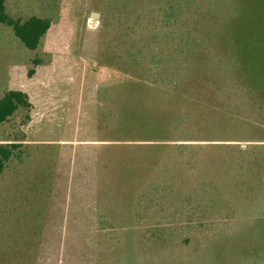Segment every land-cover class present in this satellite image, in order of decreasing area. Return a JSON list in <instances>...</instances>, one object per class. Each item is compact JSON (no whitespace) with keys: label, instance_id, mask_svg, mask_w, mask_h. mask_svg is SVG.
Returning a JSON list of instances; mask_svg holds the SVG:
<instances>
[{"label":"rangeland","instance_id":"374dc122","mask_svg":"<svg viewBox=\"0 0 264 264\" xmlns=\"http://www.w3.org/2000/svg\"><path fill=\"white\" fill-rule=\"evenodd\" d=\"M9 1L13 14L22 15V0ZM95 1L61 0L62 11L53 10L56 16L61 14L60 21L34 53L15 46L8 30L0 26V48L14 45L1 51V56L5 49L11 51L6 52L11 62L6 87L25 91L32 106L31 121L24 128L27 140L59 144L61 153L48 214L43 222L34 221L36 229L33 221H28L32 230L26 235L22 213L18 220L0 213V264H264V147L243 153L232 168L211 175L215 194L222 199L211 219L179 225L152 223L144 226L146 229L121 224L114 225L110 232L100 230L95 198L97 147L119 143L102 142L97 137L95 69L99 51L110 50L126 39L151 40L153 35L160 42L166 29L148 24L165 0H153L151 5L144 2L140 10L126 11L124 24L118 20L120 14L108 13L105 4ZM191 1L189 9L184 8L176 22H172V37L165 43L172 50L180 41L188 45L185 53L180 54L183 59L178 57L186 64L183 75L188 89L192 91L197 86L205 107L223 113L218 118L231 119L213 123L207 130L225 132L222 134L226 136L228 130L221 125L239 124L241 131L257 126L264 139V105L260 101H264V95H255L241 85L239 76L221 88L195 82L201 75L209 78L210 72L224 79L225 74L215 69H219L221 61L233 63L231 54L239 39H264V0ZM92 12L100 17L91 18ZM189 45L193 46L190 50ZM170 55V60L175 59L174 51ZM35 57L43 63L28 77L27 70L34 67L31 61ZM206 63L213 67V72L203 73L202 65ZM215 89L224 91L214 95ZM208 92L212 93L209 97ZM257 97L260 104L254 105ZM223 140L226 139L176 143L239 144L242 148L253 143ZM168 153L163 150L156 157L171 156ZM228 153L206 148L197 156L220 158L228 157ZM195 180L198 191L202 190V176L199 174Z\"/></svg>","mask_w":264,"mask_h":264},{"label":"trees","instance_id":"16d2710c","mask_svg":"<svg viewBox=\"0 0 264 264\" xmlns=\"http://www.w3.org/2000/svg\"><path fill=\"white\" fill-rule=\"evenodd\" d=\"M190 1L165 0L157 8L155 17L152 16L148 24L166 29L160 42L153 35L151 40L144 38L132 42L126 39L125 43L115 44L110 50L99 51L95 69L97 137L102 142L119 143H104L97 147L95 198L100 230L110 232L114 225L121 224L144 228L152 223L179 225L211 219L217 214L218 203L222 202L215 194L211 175L232 168L243 153L264 147V143H254L264 141L257 126L251 131L250 128L241 131L239 124L221 125L228 130L226 136L222 134L225 132L207 130L213 123L231 122V119L218 118V114L223 113L205 107L199 99L197 86L194 85L192 91L188 89L183 75L186 64L178 59H183L180 54L185 53L188 45L180 41L172 50V46L165 43L172 37L169 32L173 30L172 22H176L184 8L189 9ZM9 2L0 0V26L8 30L15 46L27 53L37 52L54 24L60 21L61 14L56 16L53 10L62 11L61 0H22V15L13 14ZM95 2L105 4L108 13L120 14V24L125 22L126 11L140 10L144 2L154 3L153 0ZM11 45L0 48V213L16 220L22 213V226H26L25 233L29 235L32 224L29 226L28 221H33L36 229L34 221L41 219L43 222L47 217L61 153L59 144L27 140L24 128L31 121L29 96L21 89L8 88L5 84L11 51L5 49L2 56L1 51ZM173 51L175 59L170 60ZM232 54L233 63L227 65L228 62L221 61L219 69H215V72L225 74L224 79L210 72L209 78L201 75L195 82L204 81L206 87L221 88L229 86L233 77L239 76L241 85L256 92L255 95H264V39H239ZM31 63L34 67L27 70L28 77L35 74V67L43 61L35 57ZM203 67V73L213 72L209 63ZM218 91L215 89L214 95L222 94L224 90ZM211 95L208 92V97ZM259 100V97L255 98L253 104L259 105ZM260 101L264 105V101ZM219 138L253 143L245 148L239 144L176 143L217 141ZM206 148L226 150L228 157L200 159L197 153ZM114 149L119 151L112 152ZM163 150L171 156L156 157V153ZM194 151L197 153L192 155ZM174 153L178 155H172ZM199 174L202 190L198 191L195 178Z\"/></svg>","mask_w":264,"mask_h":264},{"label":"water","instance_id":"95a60500","mask_svg":"<svg viewBox=\"0 0 264 264\" xmlns=\"http://www.w3.org/2000/svg\"><path fill=\"white\" fill-rule=\"evenodd\" d=\"M90 17L93 18V19H98L100 17V15L98 13L92 12L90 14Z\"/></svg>","mask_w":264,"mask_h":264}]
</instances>
